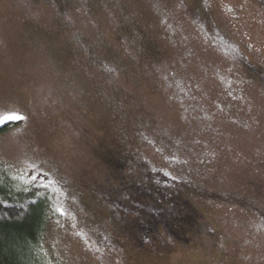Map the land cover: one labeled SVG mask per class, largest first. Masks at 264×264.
<instances>
[{"label": "rangeland", "instance_id": "374dc122", "mask_svg": "<svg viewBox=\"0 0 264 264\" xmlns=\"http://www.w3.org/2000/svg\"><path fill=\"white\" fill-rule=\"evenodd\" d=\"M262 4L0 0V115L26 118L0 133V174L22 194L36 183L31 199L47 188L43 262L264 264V84L249 75L264 72ZM206 27L233 38L234 62ZM118 151L202 193L248 198L197 200L187 243L159 245L176 239L161 225L140 241L110 227L88 187Z\"/></svg>", "mask_w": 264, "mask_h": 264}, {"label": "trees", "instance_id": "16d2710c", "mask_svg": "<svg viewBox=\"0 0 264 264\" xmlns=\"http://www.w3.org/2000/svg\"><path fill=\"white\" fill-rule=\"evenodd\" d=\"M262 5L264 7V4ZM61 9L66 13L67 9ZM64 13L61 12L62 15ZM225 39L231 44L234 43L233 38L225 37ZM262 83L264 84L263 81ZM225 85L223 84L224 91ZM226 94L231 96L229 91ZM10 125L12 123L0 127V133ZM170 148L171 151L174 150L175 144L172 143ZM107 162L111 168L107 180L88 187L93 189L96 202L102 208L108 206L107 222L110 227L133 235L140 241L152 237V232L149 231L158 230L161 225L163 230L172 232L176 239H168V236L160 237L159 245L172 246L171 243L175 245L177 241L187 243L186 241L192 236L191 230L195 229L197 215L200 214L196 209L197 200L242 205L248 198L231 193L230 195L221 192L202 193L201 190L185 184V181L178 177H165L167 172L164 174L159 168L149 167L145 161L136 159L130 151L128 153L118 151L113 157H108ZM140 168L144 169L142 173H139ZM1 175L0 264H49L50 262H43L41 249L43 235L51 219L50 205L46 198L47 188H41L42 195L31 199V193H40L36 183L30 186L28 194H22L14 184L5 181L4 176ZM33 189L37 190L32 191ZM168 199L171 200L169 204ZM257 212L264 224V214Z\"/></svg>", "mask_w": 264, "mask_h": 264}, {"label": "flooded vegetation", "instance_id": "af4514ba", "mask_svg": "<svg viewBox=\"0 0 264 264\" xmlns=\"http://www.w3.org/2000/svg\"><path fill=\"white\" fill-rule=\"evenodd\" d=\"M262 2V1H261ZM189 14H191L190 17H195L197 18L198 16L200 17V15H197V14H194L192 11L189 10ZM206 33L207 35L209 36V39L211 42H214L215 45L219 48V50L221 49L222 51L226 52L227 54H225L228 59L231 61V62H234L233 58H235L236 54L238 53L237 52V49H236V45L234 44H231L229 41H227L224 37V35H221L218 31V34H216L215 32H211L207 29L206 27ZM209 41V42H210ZM236 61V60H235ZM237 62V61H236ZM251 72V71H250ZM252 74H249V75H252V76H256V79H259V81H263V77H264V72H260L258 71V75H256L255 72H251ZM228 82V81H227ZM228 85L226 86V88H231L232 85L230 82L227 83Z\"/></svg>", "mask_w": 264, "mask_h": 264}, {"label": "snow or ice", "instance_id": "6c2138e0", "mask_svg": "<svg viewBox=\"0 0 264 264\" xmlns=\"http://www.w3.org/2000/svg\"><path fill=\"white\" fill-rule=\"evenodd\" d=\"M24 119L26 118L15 112V110H9L8 113L0 115V126H6L9 123L22 121Z\"/></svg>", "mask_w": 264, "mask_h": 264}]
</instances>
